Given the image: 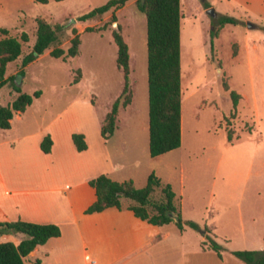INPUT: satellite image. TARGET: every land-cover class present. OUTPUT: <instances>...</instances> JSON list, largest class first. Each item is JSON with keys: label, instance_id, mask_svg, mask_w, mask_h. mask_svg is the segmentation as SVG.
<instances>
[{"label": "rangeland", "instance_id": "374dc122", "mask_svg": "<svg viewBox=\"0 0 264 264\" xmlns=\"http://www.w3.org/2000/svg\"><path fill=\"white\" fill-rule=\"evenodd\" d=\"M105 1L0 0V27L8 30L7 35L18 38L25 32L28 37L21 42L19 56L5 66L4 76L14 78L0 88V105L17 94L13 83L29 94L39 89L40 95L25 108L24 116L14 121L19 130L36 133L49 127L53 133L83 132L90 146L107 142L113 159L124 165L117 177H128L141 187L152 171L170 185L180 217L199 226H183L188 238L207 235L221 245L220 256L208 251L210 257H203V264H245L231 251L264 250V14L236 0H179L180 144L151 157L145 18L136 0L116 9L115 21L110 11L83 22L75 20ZM206 8H212L215 16ZM221 14L233 17L235 23L218 26L216 18ZM36 17L64 25L61 42L56 44L63 49L74 27L78 52L55 58L46 49L19 76L20 58L35 38ZM247 22L253 26L248 28ZM116 24L128 49L130 102L119 108L117 130L104 140L100 125L122 85L111 37ZM86 26L94 30L84 31ZM209 30L216 31L211 44ZM228 90L239 95L235 107ZM129 202L122 198V207ZM19 238L18 233L0 234L1 240Z\"/></svg>", "mask_w": 264, "mask_h": 264}, {"label": "trees", "instance_id": "16d2710c", "mask_svg": "<svg viewBox=\"0 0 264 264\" xmlns=\"http://www.w3.org/2000/svg\"><path fill=\"white\" fill-rule=\"evenodd\" d=\"M47 3L48 0H34ZM59 1V0H54ZM128 0H106L101 5L92 7L75 17L83 22L110 11V18L115 21L114 11ZM206 5L205 3H203ZM137 9L145 18L146 47V85H147V148L151 157L175 149L180 144V50H179V0H136ZM217 25L234 24L235 19L227 15H218ZM64 25L50 24L42 17L35 18V38L29 49L19 61L17 75L23 76V67L36 59L46 49L51 57H73L78 52L79 36L74 27L70 28V38L66 49L59 47L63 37ZM96 30L101 28L97 27ZM264 31V26L261 28ZM92 26L84 27V31H93ZM8 30L0 27V87L14 76H4L5 66L20 54L21 42L27 41V34L21 32L19 37L7 35ZM210 44L215 30H209ZM111 37L116 46L115 65L121 72L122 85L119 94L112 100L108 111L104 114L100 125V136L106 140L114 132L116 115L120 107L130 102L128 87V49L119 25L111 30ZM211 46V45H210ZM223 90L228 86L221 84ZM17 92L6 105H0V128L9 127V119L14 112L23 111L41 91L33 90L30 94L21 92L17 84H12ZM232 106L235 107L238 93L228 90ZM227 140L230 131H226ZM71 143L76 151L86 148L84 136L79 132L70 134ZM39 149L47 153L51 139L45 134L39 141ZM88 184L94 189L95 200L88 205L85 213L97 212L106 207L122 208L121 199L130 202L125 206L133 215L148 223L161 225L173 222L178 230L183 226L198 229L191 220L180 217L174 203V192L168 183H162L151 171L147 174L144 184L135 187L130 179L115 181L105 174L91 178ZM205 230V226L203 227ZM13 232L22 235L17 244L11 241L0 242V264H23L22 258L35 246L43 244L48 238L59 235V228L53 223H35L23 220L0 221V234ZM203 243L220 256L221 245L209 236H204ZM231 254L245 264H264V250H233Z\"/></svg>", "mask_w": 264, "mask_h": 264}, {"label": "crops", "instance_id": "0c3cea01", "mask_svg": "<svg viewBox=\"0 0 264 264\" xmlns=\"http://www.w3.org/2000/svg\"><path fill=\"white\" fill-rule=\"evenodd\" d=\"M236 1L264 14V0ZM24 110L12 114L8 128H0V221L53 223L60 233L35 246L22 260L29 264H203L208 251L217 256L203 243V235L188 238L185 228L178 230L173 222L151 224L125 207L85 213L95 200L88 181L102 173L115 181L127 180L117 177L124 165L113 159L107 142L100 138L90 146L83 132L86 148L76 151L70 131L19 130L14 121L24 116ZM45 134L51 139L47 153L38 146Z\"/></svg>", "mask_w": 264, "mask_h": 264}, {"label": "water", "instance_id": "95a60500", "mask_svg": "<svg viewBox=\"0 0 264 264\" xmlns=\"http://www.w3.org/2000/svg\"><path fill=\"white\" fill-rule=\"evenodd\" d=\"M200 1H203V0H200ZM206 12L212 17L215 16V12L213 11L212 8H206ZM113 24H115V22H113ZM246 24L248 28H251L253 26L250 22H247Z\"/></svg>", "mask_w": 264, "mask_h": 264}]
</instances>
